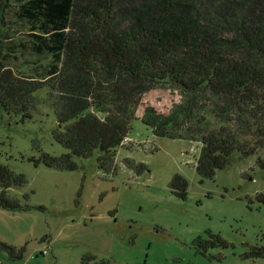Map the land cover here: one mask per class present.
<instances>
[{
  "label": "trees",
  "instance_id": "obj_1",
  "mask_svg": "<svg viewBox=\"0 0 264 264\" xmlns=\"http://www.w3.org/2000/svg\"><path fill=\"white\" fill-rule=\"evenodd\" d=\"M11 21L27 38H9L12 51L51 62L35 80L0 55V124L31 119L35 94L48 89L58 123L52 135L67 151L29 159L35 166L75 172L76 158L97 154L98 169L108 174L137 121L156 139L199 145L195 170L202 180L225 170L235 154L264 152V0H0V35ZM158 89L179 97L166 114L143 103ZM25 184L24 175L0 164V208L42 210L9 197V189ZM169 189L186 200L184 177L175 175ZM256 202L264 206V193ZM209 237L205 250L224 245ZM0 253L18 262L25 248L0 242ZM248 257L263 259L264 247Z\"/></svg>",
  "mask_w": 264,
  "mask_h": 264
},
{
  "label": "rangeland",
  "instance_id": "obj_2",
  "mask_svg": "<svg viewBox=\"0 0 264 264\" xmlns=\"http://www.w3.org/2000/svg\"><path fill=\"white\" fill-rule=\"evenodd\" d=\"M9 28L0 35L1 58L6 54L7 67L21 77L40 79L51 59L12 51L15 40L9 38H27L14 21ZM54 99L48 89L38 91L31 119L4 118L0 124V164L26 178L8 195L42 208H0V242L25 248L18 262L0 253L1 264H264V258L248 257L252 248L264 247V206L256 202L264 193V152L246 159L235 154L225 170L202 180L195 170L199 145L156 139L137 121L108 174L98 169L97 154L76 158L75 172L35 166L29 159L67 152L52 135L58 126ZM178 100L158 89L143 103L166 114ZM175 175L187 181L185 201L170 192ZM209 234L224 245L205 250L203 243L213 241Z\"/></svg>",
  "mask_w": 264,
  "mask_h": 264
},
{
  "label": "built area",
  "instance_id": "obj_3",
  "mask_svg": "<svg viewBox=\"0 0 264 264\" xmlns=\"http://www.w3.org/2000/svg\"><path fill=\"white\" fill-rule=\"evenodd\" d=\"M127 140H128V139H127V138H125V139H124V142H125V141H127ZM0 264H1V262H0Z\"/></svg>",
  "mask_w": 264,
  "mask_h": 264
}]
</instances>
